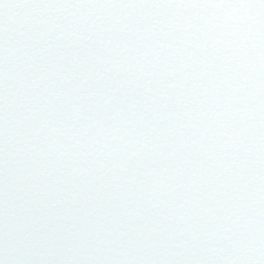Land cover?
<instances>
[{"label": "snow or ice", "instance_id": "1", "mask_svg": "<svg viewBox=\"0 0 264 264\" xmlns=\"http://www.w3.org/2000/svg\"><path fill=\"white\" fill-rule=\"evenodd\" d=\"M0 264H264V0H0Z\"/></svg>", "mask_w": 264, "mask_h": 264}]
</instances>
